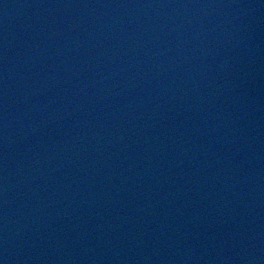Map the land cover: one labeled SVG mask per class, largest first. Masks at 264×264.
<instances>
[{"label": "water", "instance_id": "water-1", "mask_svg": "<svg viewBox=\"0 0 264 264\" xmlns=\"http://www.w3.org/2000/svg\"><path fill=\"white\" fill-rule=\"evenodd\" d=\"M0 264H264V0H0Z\"/></svg>", "mask_w": 264, "mask_h": 264}]
</instances>
